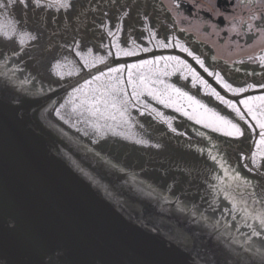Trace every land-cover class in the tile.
<instances>
[{"label": "water", "instance_id": "1", "mask_svg": "<svg viewBox=\"0 0 264 264\" xmlns=\"http://www.w3.org/2000/svg\"><path fill=\"white\" fill-rule=\"evenodd\" d=\"M34 1L25 5L28 12L39 19L50 18L54 22L50 29L58 31L53 34L57 40L49 42L44 39L48 35L34 32L28 47L17 19L21 12L14 14L15 6L8 2L1 12L5 34H22L21 39L11 36L10 45L6 42L10 39L1 36L6 40L2 41L6 43V58L0 60L7 59V63L0 66V264H264V236H251L247 224L259 225L246 220L243 211L264 209V171L254 169V176H250L240 149L254 139L260 145L261 137L242 127V135H223L218 140L210 137V131L198 135L200 129H213L214 133L219 124H212L215 117L208 114L209 118L192 115V110L189 118L196 121L177 126L174 118L157 113L153 120L163 118L157 120L161 124L157 130L136 125V116L119 118L118 110L95 101H111L110 95L103 94L116 85L123 89L117 100L126 99L135 107L129 97L131 84L123 81L139 68L129 65L127 73L123 67L117 68L120 79L109 70L110 75H101L57 101V110L50 118L63 127V134L48 122L44 112L49 103L103 69L146 55L114 57L83 74L107 56L90 53V47L87 53L92 55L76 54L71 46L77 28L69 23L68 14L75 10L74 23L85 25V6L95 0H51L43 6ZM19 6V11H26L22 3ZM91 10L100 9L93 6ZM68 51L81 62L71 59L73 65H68ZM137 51L139 55L141 50ZM14 57L16 61L11 60ZM34 59L41 60L38 68L25 69L24 65ZM186 67L191 73L196 71ZM80 72L83 75L76 80L54 89ZM189 95L193 94L187 92ZM164 97L171 114L178 111L177 117H185L182 112L189 111L187 97ZM198 118L202 121L199 124ZM254 119L251 121L258 126ZM256 129L260 135L259 126ZM226 141L234 143L229 147ZM258 150L264 153V145ZM262 159L264 156L255 154L251 161ZM215 170L228 171V177L237 179L243 176L233 185L241 184L240 189L218 184L220 174ZM193 179L205 183L209 190L199 196L192 191L199 188L194 185L195 189L187 186L184 192ZM242 184L249 189H242ZM195 195L194 201L188 199ZM231 200L237 203L235 210Z\"/></svg>", "mask_w": 264, "mask_h": 264}, {"label": "flooded vegetation", "instance_id": "2", "mask_svg": "<svg viewBox=\"0 0 264 264\" xmlns=\"http://www.w3.org/2000/svg\"><path fill=\"white\" fill-rule=\"evenodd\" d=\"M39 1V4L43 6L44 0ZM4 2H8L11 7L15 6L12 7L15 13L21 12L17 19L20 22V30L26 34L25 37H31L34 32L47 36L48 33L39 31L41 27L35 22L36 15L28 12L26 7L34 4V0H1L0 16ZM19 3L26 7V11L17 10L20 7ZM93 6L100 10L93 13L91 10ZM29 8L34 9L31 6ZM85 8L87 16L84 26L74 23L76 20L72 18V15L75 10L68 14L69 23L77 28V38H73L71 48L76 49L78 56L88 54L89 47L90 50L92 49L90 53L95 52L100 57L108 56L107 59L122 56L124 51L138 53L137 50H141L139 52L141 54L152 50L168 49L189 56L197 65V67L193 66L181 56H177L178 60L169 59L167 55L145 60L153 63L134 71L132 79L139 82V78L143 76L150 84L148 88L153 90L154 96L143 91L138 100L133 98V88L132 85H128V75L123 83L128 82L129 97L133 100L135 107L128 104L119 105V118L131 119L130 115L136 116L138 119H135L136 125L157 130L161 125L157 120L161 121L163 118L153 120V117L159 112H164L162 116L174 118V125L176 122L182 124L185 118L177 117L176 111H172L171 114L170 110L165 108L167 104L160 103V100L165 98L164 94L176 96L178 93L175 94V89L178 88L183 93L193 94L189 95L193 100L187 101L186 104L189 111L182 112L187 121H196L193 117L189 118L191 117L188 115L190 110H192V115L202 118L208 117L205 114L213 117L212 113H216L239 128L251 129L253 136H260L258 129L254 131L258 126L255 124L256 121L255 123L251 121L254 118L253 115L248 112L247 106L242 101L247 100L250 105L254 106L256 120L264 119L260 115V109L264 108V104L258 99H253L264 97V93L249 97L239 96L264 91V59H261L264 57V0H95L93 3H87ZM49 20L51 19L48 18L47 23ZM1 23L4 24V21ZM6 31L5 27H0V36L17 35L21 38L20 31L11 36L6 35ZM54 33L55 31L52 30V34H48L49 42L52 39L57 40ZM104 35L107 37L105 38ZM103 38L105 39L102 41ZM154 44L157 47H153ZM182 48L187 51H183ZM68 52L70 54L68 65H73L71 59H76L70 51ZM90 55L92 54H88L87 57ZM65 57L67 64V54ZM180 59L183 60V64L179 62ZM186 66L196 70H194L195 77ZM198 67L214 83L216 82L215 84L221 90L216 88L210 80L205 79ZM123 71L127 73L128 70ZM113 73L118 75L116 78L120 79L119 70ZM225 85H230V88ZM214 92L222 97L223 101L214 95ZM195 101H199V104L204 107L201 108ZM124 108L127 110L121 116ZM211 120L216 125H224L216 119ZM253 124L255 127L251 128ZM184 125L187 123L184 122ZM116 127L126 128L123 124ZM228 143L234 142L228 141ZM246 148L247 144L240 149L245 150ZM255 154L264 156V153L259 150L254 152L253 156ZM251 164L258 170L264 171V159L252 160ZM217 182L226 184L228 178H218Z\"/></svg>", "mask_w": 264, "mask_h": 264}, {"label": "snow or ice", "instance_id": "3", "mask_svg": "<svg viewBox=\"0 0 264 264\" xmlns=\"http://www.w3.org/2000/svg\"><path fill=\"white\" fill-rule=\"evenodd\" d=\"M182 50L183 51H187V49H183V48H182ZM145 51H147V49H145ZM122 54L123 55H133L134 53L133 52L124 51ZM189 55H191V53H189ZM169 59L178 60L179 58L171 57ZM261 59H264V57H262ZM179 62L181 64H183V61H179ZM198 62L202 64V62H200V61H198ZM152 63H153L152 61H143L141 63V65H130L129 67L130 68H141L144 65H151ZM112 71H117V70L113 69ZM189 71H192V70L189 69ZM192 74H193L194 77L196 76L195 72H193ZM96 79L99 80L100 77H96ZM128 82H129V84L132 85V88H133V93H132L133 98L138 100L139 96L145 90L148 92V95H153V90L147 87V83L148 82H146V80H145V78L143 76H141L139 78V82H136V81H134L132 79V73L129 72V81ZM201 83H204V82L201 81ZM225 87H229L230 88V85H225ZM249 87H251V85ZM240 91H243V89H240ZM122 92H123V89L119 88L116 85H113V86H111L110 90L106 89V92L103 94V95H110L111 96V101H109L108 99L100 100V99L97 98L95 102L97 104L102 102V103L105 104L106 107L110 106L113 109L119 110V105H126L128 103V101L126 99L119 100V101L117 100L118 95L120 93H122ZM175 92L178 93L181 96H187L186 93L181 92V90L178 89V88L175 89ZM213 94L217 95V97L223 101V98L219 97L218 94H216L215 92ZM124 95L126 96L127 94L124 93ZM154 98H159V97H154ZM187 98L189 100H193V98L190 97V96H188ZM253 99H258V100L261 101L262 104H264V97H257V98H253ZM224 102L228 103L226 101H224ZM85 103H87V100L85 101ZM160 103H164V100L161 99ZM195 103L197 105H199L201 108L204 107L203 105L199 104V101H195ZM242 103H244L247 106L248 112L250 114H252L254 118H256V111L254 110V106L250 105L247 100L242 101ZM96 110L99 111L98 108ZM126 110L127 109L124 108L123 111H121V115H123L124 112H126ZM177 110H179V109H177ZM206 111H210V110H206ZM185 115H187V113H185ZM212 115H213V117H215L216 121H219V122L223 123L224 125H228V126H230L231 129L234 130V131L227 132L226 133L227 135H234V134L235 135H242L243 134L241 132L240 128L236 124H233L231 121L226 120L223 117L218 116L216 113H212ZM260 115H261V117H264V108L260 109ZM201 122H202L201 119L198 118L197 119V123H201ZM257 124H258L259 128L261 129V132H260V137H261L260 144L264 145V119H258L257 120ZM206 126H209V125H206ZM213 159H215V158H213ZM226 198H228L227 194H226ZM230 202L233 205V210H235L237 208V203L234 200H231ZM243 211H244L246 220L247 219H251V220L257 222L258 225H259V228H256L252 224H247V227H249L251 229V236H254V237H262V236H264V209H261L259 211L249 212V210L247 208H245V209H243Z\"/></svg>", "mask_w": 264, "mask_h": 264}]
</instances>
